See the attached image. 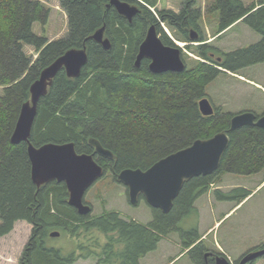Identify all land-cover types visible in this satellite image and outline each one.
Instances as JSON below:
<instances>
[{
  "label": "trees",
  "instance_id": "obj_1",
  "mask_svg": "<svg viewBox=\"0 0 264 264\" xmlns=\"http://www.w3.org/2000/svg\"><path fill=\"white\" fill-rule=\"evenodd\" d=\"M126 1L139 3L143 9L132 21L113 6L107 7L110 0H59L67 14L68 34L50 39L33 30L35 22L46 25L49 21L51 9L41 0H0V237L9 234L18 220L32 225L19 264H75L80 258L93 259L95 264H140L172 232L189 237L183 244L192 260L206 264L207 248L198 227L185 230L180 222L198 213L197 199L221 173L264 171L263 128L245 125L231 130L234 113L216 107L213 115L205 116L199 108V101L208 97V84L220 73H238L264 61V40L219 55L201 30L197 0H185L178 12L169 8L152 11L158 0ZM213 6L220 11L218 32L242 21L264 34V0L255 6L244 0H215ZM162 22L188 47L192 46V30H197L200 43L194 45V52L201 59L195 65L181 72L154 73L146 58L136 67L139 46L151 25H156L165 44L178 46ZM103 25L112 43L109 50L92 38ZM25 45L33 48L36 57L25 51ZM83 46L89 60L81 75L71 78L63 69L40 99L30 136L35 146L74 142L78 153H93L89 140L98 139L114 158L97 154L95 159L116 178L124 168L148 169L197 139L222 131L230 135L219 168L186 180L169 212L151 207L148 223L126 219L116 211L80 214L68 202L65 182L52 180L41 187L34 183L28 143L11 141L21 107L30 99V87L41 71L68 49ZM251 193L245 187L216 190L218 199L238 204ZM53 231L76 238L77 248L67 254L50 245Z\"/></svg>",
  "mask_w": 264,
  "mask_h": 264
},
{
  "label": "rangeland",
  "instance_id": "obj_2",
  "mask_svg": "<svg viewBox=\"0 0 264 264\" xmlns=\"http://www.w3.org/2000/svg\"><path fill=\"white\" fill-rule=\"evenodd\" d=\"M41 1L51 9L49 21L46 25L35 22L34 32L50 39L66 37L68 18L59 0ZM244 1L247 5L255 6L259 0ZM184 2L185 0H158L156 8L151 7V10L169 8L178 12ZM214 2L215 0H197L196 6L202 12L201 30L207 42L219 51V55L222 52L248 47L261 40L260 35L242 21L226 31L218 32L220 11L214 8ZM136 4L140 6L139 3ZM162 27L173 37L172 30L166 24L163 23ZM174 39L182 43V53L187 66L191 67L201 59L194 52V45L200 41H194L195 43L188 47L187 42ZM25 51L36 57L35 51L29 45H25ZM1 90L0 86V92ZM206 92L213 105L223 111H252L259 116L263 115L264 61L246 67L238 73L225 70L208 84ZM237 187H245L252 192L239 204L236 200H221L216 196L218 189L229 192ZM85 200L93 207L92 216H98L105 211H116L126 219L143 223L152 220V208L146 199L142 198L137 205H133L129 200L127 186L119 182L111 170L88 189ZM195 205L198 213L186 216L180 222V227L185 230L198 227L206 251L220 252L227 256L232 264H237L247 252L264 245V171L253 175L221 173L211 188L197 199ZM31 230L32 225L29 222L18 220L9 234L0 237V264H19ZM188 239L189 237H183L179 232L168 234L155 250L141 258L140 264H196L188 253L189 249L183 244L184 240ZM49 243L67 254L77 248V239L69 234L51 237ZM75 264H95V261L80 258ZM255 264H264V257L259 258Z\"/></svg>",
  "mask_w": 264,
  "mask_h": 264
},
{
  "label": "water",
  "instance_id": "obj_3",
  "mask_svg": "<svg viewBox=\"0 0 264 264\" xmlns=\"http://www.w3.org/2000/svg\"><path fill=\"white\" fill-rule=\"evenodd\" d=\"M110 6L129 21L142 12L138 4L126 0H111L108 4V7ZM92 38L106 50L111 48L112 43L106 35L105 25L97 29ZM190 38L193 42L198 41L199 33L192 30ZM146 58L150 60L149 68L154 73L181 72L187 68L182 48L165 44L154 24L147 29L146 36L139 46L136 67ZM88 60L87 47H75L68 49L46 66L30 87L31 97L22 105L11 137L14 144L23 141L28 143L34 183L41 187L52 180L65 182L69 191V204L84 215L93 212L92 206L85 202L86 192L106 174V169L96 161L95 155L112 159L114 153L95 138L89 140L95 149L93 153H78L74 142H49L38 147L31 143L30 136L40 99L47 95L59 72L64 69L68 77L77 78ZM221 60L222 57H218V61ZM199 108L205 116L215 113L214 105L208 97L199 101ZM245 125H256L264 129V114L257 117L252 111H244L233 115L231 130ZM230 141V135L226 131L207 139H197L191 145L159 159L148 169H122L117 175V180L127 186L129 200L133 205H137L143 195L151 207L169 212L186 180L209 175L219 168ZM50 235L59 237L61 232L53 231ZM210 256L216 260V264H232L227 256L213 252L206 253V264H212L208 260ZM261 257H264V247L247 252L239 264H251Z\"/></svg>",
  "mask_w": 264,
  "mask_h": 264
},
{
  "label": "flooded vegetation",
  "instance_id": "obj_4",
  "mask_svg": "<svg viewBox=\"0 0 264 264\" xmlns=\"http://www.w3.org/2000/svg\"><path fill=\"white\" fill-rule=\"evenodd\" d=\"M111 1V0H110ZM109 4V3H108ZM108 4H107V7H108ZM140 8L142 9V6L140 5ZM142 12H143V9H142ZM141 12V13H142ZM140 13V14H141ZM259 35H260V37H261V40L260 41H262V40H264V34L263 33H260V32H257ZM259 41V42H260ZM214 108L216 109V106L214 105ZM234 114H236V113H234ZM257 117H260L259 115H257ZM108 170H110V169H108ZM108 170H106V173H107V171ZM116 179H117V177H116ZM144 198V197H143ZM142 198H141V196H140V200H141ZM85 202H86V200H85ZM86 203H88V202H86ZM89 204V203H88ZM93 208V207H92ZM209 252H213V253H215V254H220V255H224V254H222V253H220V252H214V251H209ZM205 258V257H204ZM240 260L241 259H239L238 261H237V264H239L240 263ZM209 261H210V263H212V264H216V260L212 257V256H210L209 257ZM205 262H206V258H205ZM252 264V263H251Z\"/></svg>",
  "mask_w": 264,
  "mask_h": 264
},
{
  "label": "bare ground",
  "instance_id": "obj_5",
  "mask_svg": "<svg viewBox=\"0 0 264 264\" xmlns=\"http://www.w3.org/2000/svg\"><path fill=\"white\" fill-rule=\"evenodd\" d=\"M179 195V194H178ZM207 252H209V251H207ZM206 255V254H205ZM206 258V257H205ZM208 260H209V258H208Z\"/></svg>",
  "mask_w": 264,
  "mask_h": 264
}]
</instances>
